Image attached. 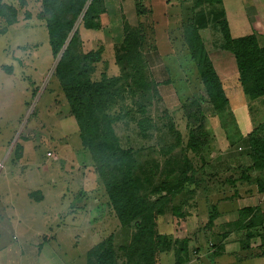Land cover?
I'll return each mask as SVG.
<instances>
[{
  "label": "crops",
  "instance_id": "0c3cea01",
  "mask_svg": "<svg viewBox=\"0 0 264 264\" xmlns=\"http://www.w3.org/2000/svg\"><path fill=\"white\" fill-rule=\"evenodd\" d=\"M101 4V29L83 32L100 39L105 49L110 44L114 47L120 43L125 24L137 26L149 15L155 45L142 55L150 72L165 76L169 65L163 56L182 37L179 36L182 31L176 29L175 25L178 28L180 23L183 28L189 24L187 31L195 32L198 36L202 45L200 54L208 58L219 81L233 83L232 94L225 96V108L214 113L221 126L223 122L226 144L218 147L223 149L212 152L210 159L200 164L205 180L203 184L206 185L197 189L189 200L188 215L182 222L186 227L185 233L195 231L192 237L183 236L189 239V244L193 241L194 246L191 248L188 244L192 252L184 264H264L261 248L262 256L257 253L264 241V191H260L254 179L256 173L264 171L253 168L248 143L249 133L259 124L253 125L254 110L251 106H259L261 110L258 111L264 114V96L252 99L243 93L238 82L235 55L225 45L222 32V26H225L230 42L254 37L257 44L263 47L264 0H101ZM145 5H148L147 10H144ZM19 18L16 17L11 25H3L0 37L7 36L10 31L13 36L18 29L22 32L23 29L27 30L25 34L18 32L25 37L34 31L44 34L43 20L37 17L36 22H30V19L22 21ZM35 25L39 27L37 30H34ZM207 31H211L209 37H205ZM182 40L186 43L185 36ZM205 40L211 48L208 49ZM186 49L198 74L187 43ZM37 51L36 47H21L18 42L6 45L0 51V74L7 76H1L0 82L7 80L9 87L21 90L25 98L21 101L22 111L12 124L13 128L8 134L0 133V187L6 186L0 188V236L5 238L0 240V264H87V254L95 244L90 236L92 223L78 221L76 217L78 214L81 217L90 214L81 209L71 210L69 200L73 195L71 186L85 184L92 191L91 179H72L64 175L62 165L56 163L71 147L77 151L79 147L80 153H86L89 157L81 149L77 123L70 114L66 100L63 101L62 97L56 100L54 92L43 90L37 99L39 107L36 101L32 116L27 118L30 120L27 130H22L34 135L28 139L21 138L22 144H17L14 150L6 148L21 123L22 114H29L32 105L30 99L38 86L37 82L46 75L29 59L32 55L37 57ZM213 54L214 60L211 57ZM108 65L110 67L111 64ZM236 107L243 110V114L241 111V115L235 114L232 109ZM62 132L66 135L64 142L61 141ZM45 137H48V141H45ZM77 138L78 143L75 141ZM16 185L20 186L17 191L14 190ZM52 190L57 202L55 210L39 212V205L48 200ZM201 198L205 201L204 205L199 204ZM41 216H44L42 225L45 231L37 230V226L30 227V223L41 222ZM196 250L197 253L193 254ZM165 256L161 255V261L164 258L166 264H175L172 251Z\"/></svg>",
  "mask_w": 264,
  "mask_h": 264
},
{
  "label": "rangeland",
  "instance_id": "374dc122",
  "mask_svg": "<svg viewBox=\"0 0 264 264\" xmlns=\"http://www.w3.org/2000/svg\"><path fill=\"white\" fill-rule=\"evenodd\" d=\"M62 2L63 0H56L51 5L47 4V8L49 9L48 14H53L55 8ZM192 4H194V2H192ZM44 5L43 0H0V12L4 14L0 15V30L3 25H6L5 22L13 17L15 19L16 17H20L19 19L22 21L30 19V22L31 20L36 22V19L40 17V14L43 11ZM147 7L148 5H145L144 10H147ZM193 11L196 10L193 9ZM149 13L150 12L148 11V14ZM64 16H66V14H64ZM80 19L81 15L67 34L65 43L56 56H53L52 54L50 55L46 29L44 30L43 26L42 29L44 34H41V31L39 34L38 31H34L33 33H28V36L25 37L18 33L19 31L22 32L21 29H18L14 31L13 36L10 31L7 36L0 37V51L1 49H4L6 45L11 46L16 42H18L21 47L26 46L27 49L36 47L38 50L35 53L38 54L37 57L32 55L29 59L34 62L35 67L39 71L46 72L45 77L37 82L38 86L34 91V96L30 99L32 105L29 108V114L27 113L26 116L25 112L22 114L21 123H19V127L17 128L14 137L8 142L6 148L13 149L17 144H22L20 141L21 138L28 139L31 135H34L30 131L23 132L22 130L25 128L27 130L29 124H27V122L30 121L27 118L28 116H32L31 112H33L35 108L36 101L37 106L39 107L37 99L43 90L54 92L55 95L53 97L56 98V100H60L62 97V100L64 101V95L53 72L65 47L68 45L73 33L77 30L79 34V42L75 43L73 46L74 55L81 56L88 52L96 51L97 49H99L101 53L100 60H102V62L100 61L94 64V67L92 66L94 72L89 75L88 78H90L91 81L100 80V74L104 72L110 78H113L114 74H116L115 76L118 75L121 79V82L118 84L121 97L119 96L118 100L109 110H107V112H105L107 114L110 113V115L114 117L112 126L115 136L118 138L119 146L123 149V152H126L129 156L132 158L135 157L136 159L137 166L136 172L134 170V176L137 180L136 182H139L138 184L141 186V195L147 200L150 199L153 201L157 198V192L153 191L162 186L160 183L171 181V179L175 182H179L181 178H185V176L187 177L188 174H192L190 175L191 177H194L195 175L201 176V171L198 167L200 165L199 160H209L212 152H215L218 149H223L218 147L226 144V135L223 130V122L222 128L218 117L213 112L211 104L207 102L205 86L201 83L199 74H197L195 67L190 62L186 43L182 40V37H186L188 33L187 30L189 24L185 27L183 26V28H181L180 23H178V28L175 25L176 29H179L180 32L182 31V34H179V36L182 37L177 42H174V47H168L169 50L165 56H163L165 62L169 65L164 76L163 74L150 72L146 64V68L143 67L142 64L140 67L138 66V68H135L136 66L132 67V65L128 64L127 60L124 58L125 55H121L124 54V52L119 55V58L121 59L119 63L122 65L121 70V67L114 63L115 53H120L121 50L117 48L115 51V47H112L111 44L105 49V45H103V42H101L100 39H96L92 34L83 32V29L79 24ZM143 23L146 26L144 34L145 39H147V44L153 45L154 47L155 38L154 33L152 32L153 23L149 20V15L147 16V20ZM38 28L36 25L34 26V30H37ZM184 29L186 30L184 31ZM23 32L25 34L27 30L23 29ZM210 34L211 31H207L205 37H209ZM21 37H23V39H21ZM206 43L208 49L211 48L207 41ZM18 48L20 50V47ZM146 50L147 48H144L142 52H146ZM172 54H178V56H171ZM49 56H51L50 61ZM213 56L214 54L211 55V57ZM212 59L214 60L215 58L213 57ZM108 64H111L110 67ZM221 75L224 76L225 74ZM1 76L4 78L7 77L2 73L0 74V78H2ZM230 83L231 82L229 81H220L222 90L224 87L223 84L225 85V96H229L232 94L231 92H233V83ZM24 99L21 90L14 87L11 88L9 87L7 80H1V134H8L9 130L13 128L12 124L16 122L22 111L21 101ZM261 106L263 107V105ZM251 109L254 110L252 112V117L254 118L253 125L264 122V114L261 113V111H258L261 110L259 106L253 105V107L251 106ZM232 110L235 114H240L241 111L238 107ZM85 111L90 113L87 109H85ZM242 112L244 111L242 110L241 114H243ZM139 121L142 122V127L139 126ZM169 125H172V128L169 127ZM143 128H145V132L142 131ZM189 130H192V132L195 133L196 136H194V139L196 140L191 138L190 141L188 135ZM19 134V140H17ZM60 136L62 142L66 141V135H64V132H62ZM45 141H48V137H45ZM75 141L78 143V138ZM54 144V146H56V143ZM196 146H198V152L196 151ZM70 149L71 150L68 151L67 154L65 153L63 157H59L56 163L62 165L63 174L72 179H91L92 189V191H90L89 188H86L85 184L71 186V194L73 195L71 196V200H69V202H71L70 208L71 210L81 209L90 214L86 217L85 215L81 217L78 214L76 218L78 221H84V223H86V221H91L92 229L90 236L93 237V243L106 244L105 246L114 251V256L118 259L116 263L124 264L126 257H122L123 250L119 248H125L124 246L129 244V241H127V235H130L133 231L132 229L127 228L121 229L119 223L116 221L112 208L108 203L106 192L101 184L102 182H100V177H98L95 165L91 162L90 157H87L85 155L86 153L81 154L79 147L77 148L78 151L75 150L74 147H71ZM167 151H172L171 155L170 153L166 155L165 152ZM165 160H169V163L166 164ZM83 164H86V166H83ZM258 175V173L255 174V176ZM5 187L6 186L1 185L0 188L2 189ZM16 187L17 188L14 189L15 191L20 188L19 185H16ZM165 187L167 186H164V188ZM162 192L164 193L165 191ZM54 194L55 193H53L52 190L48 200L39 205V212L42 213L44 211L55 210L57 202L56 199L53 198ZM204 203L205 201L203 198L199 199L200 205H204ZM170 208L169 205L166 213H169ZM43 217L44 216H41V222L37 221L30 223V227L34 228V226H37V230H43ZM184 221L185 220L175 219L171 214L160 215L156 217V231L160 234L169 235L173 240L175 238H177V240L181 239L184 235H191L192 237V235L195 234V231L190 234L185 233L186 227L182 223ZM43 231H45V229ZM11 236L12 234L10 233V237ZM0 240L3 241L5 238L0 236ZM192 243L189 245L191 248H194ZM260 248L262 250V245L257 252L259 255L262 254H260ZM17 256L18 255H15V257ZM11 257L14 258L13 255ZM160 258L161 255L159 256V264H166L165 259L163 258L161 261Z\"/></svg>",
  "mask_w": 264,
  "mask_h": 264
},
{
  "label": "trees",
  "instance_id": "16d2710c",
  "mask_svg": "<svg viewBox=\"0 0 264 264\" xmlns=\"http://www.w3.org/2000/svg\"><path fill=\"white\" fill-rule=\"evenodd\" d=\"M55 1L43 0L45 5L39 17L44 22L49 50L53 56L61 50L67 34L80 15L79 24L83 30L98 31L101 29L99 15L103 13L101 0H63L61 4L55 6L56 8L54 7V13L49 15L47 4L51 5ZM0 15L4 14L0 12ZM15 21L13 17L5 24L11 25ZM145 28L144 23L131 27L125 24L123 27L122 40L114 46L115 51L117 48L121 50L114 56V63L121 67V70L119 55L122 52L124 54L121 55H125L124 58L132 67L138 68L142 64L146 68L142 51L144 48H153V45L147 44ZM222 32L226 41L225 45L231 48L235 55L238 81L243 93L252 99L264 96V46H259L254 37L230 42L225 26H222ZM185 38L191 50V59L195 62L201 83L205 86L207 102L211 104L214 113L223 110L227 99L208 58L201 55L202 45L198 36L195 32L189 31ZM77 42H79V34L76 30L65 47L53 74L58 80L70 114L79 127L80 145L95 165L96 173L100 177L116 221L121 229L127 228L133 231L127 235L129 244L124 246L125 248H119L123 250L122 257H126L124 264H159V256L169 251L173 252L175 264H184L192 252L188 248L189 239L183 237L173 240L166 234L157 233L156 217L171 214L175 219L185 220L188 215L189 200L193 198L197 189L206 185L203 184L205 182L203 173L197 178L196 175L191 177L192 174H188V178L185 176L179 182L171 179V181L160 183L162 186L153 191L157 192V198L153 201L141 195V186L134 176L136 159L123 152L119 146L112 126L114 117L106 113L120 96L118 84L121 79L118 75L110 78L102 72L100 80L91 81L88 77L94 72L92 66L101 61L100 50L76 56L73 53V46ZM85 109L90 113H87ZM138 124L143 126L141 121ZM169 127L172 128V125ZM142 131L145 132V128ZM263 134L264 122L259 123L248 135L249 156L253 161V168L260 172L264 171ZM188 135L190 141L191 138L196 140L192 130H189ZM198 150L196 146V151ZM171 152L165 153L171 155ZM199 161L202 165L204 160ZM165 163H169V160H165ZM254 179L260 191H264V173H260ZM164 186L167 187L164 188ZM169 205L171 208L169 213H166ZM105 245L103 243L94 245L87 254V264H117L118 259L114 256V251ZM196 253L197 250L193 252V254ZM261 253L264 256L263 252Z\"/></svg>",
  "mask_w": 264,
  "mask_h": 264
},
{
  "label": "built area",
  "instance_id": "2783aa9c",
  "mask_svg": "<svg viewBox=\"0 0 264 264\" xmlns=\"http://www.w3.org/2000/svg\"><path fill=\"white\" fill-rule=\"evenodd\" d=\"M262 252H263V254H264V241H263V243H262Z\"/></svg>",
  "mask_w": 264,
  "mask_h": 264
}]
</instances>
